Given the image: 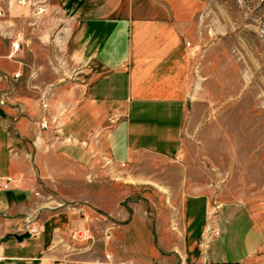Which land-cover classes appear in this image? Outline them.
Returning <instances> with one entry per match:
<instances>
[{
    "label": "crops",
    "instance_id": "obj_1",
    "mask_svg": "<svg viewBox=\"0 0 264 264\" xmlns=\"http://www.w3.org/2000/svg\"><path fill=\"white\" fill-rule=\"evenodd\" d=\"M2 6L26 13L12 1L0 0ZM194 10L191 0H48L37 18L48 25L37 27L38 43L55 54L51 68L65 63L77 70L76 80L69 89L41 91L40 97L12 88L0 94L7 97L0 107V184L11 179L0 187V264H52L58 258L56 243L65 239L71 223H61L63 208L46 214L40 199L46 184L75 180L76 171L84 174L102 155L123 164L136 154L179 153L191 79L186 42ZM15 52L8 55L11 61L0 60L5 74L0 79L9 84L24 64ZM201 200L204 209L195 226ZM67 211L70 217L75 213ZM37 213L33 225L41 230L39 237L18 241L23 220ZM182 213L180 245L187 256L202 246L209 224L203 195L189 194ZM213 223L220 233L203 248L205 254L197 253L196 263L264 264L263 201L222 203Z\"/></svg>",
    "mask_w": 264,
    "mask_h": 264
},
{
    "label": "rangeland",
    "instance_id": "obj_2",
    "mask_svg": "<svg viewBox=\"0 0 264 264\" xmlns=\"http://www.w3.org/2000/svg\"><path fill=\"white\" fill-rule=\"evenodd\" d=\"M191 1V79L179 153L136 154L123 164L102 155L84 174L76 171L75 180L46 184L40 195L46 214L63 208L61 223H71L52 264H199L197 253L210 244L205 235L187 256L180 245L189 194H202L208 204L207 227L215 226L222 203L264 202V0ZM10 12L14 19L7 22ZM19 14L2 6L0 60L11 61V41L21 33L14 57L24 64L12 84L0 79V94L69 89L77 70L65 63L51 68L55 54L38 43L37 27L48 25L27 10ZM196 204L195 226L204 202Z\"/></svg>",
    "mask_w": 264,
    "mask_h": 264
},
{
    "label": "built area",
    "instance_id": "obj_3",
    "mask_svg": "<svg viewBox=\"0 0 264 264\" xmlns=\"http://www.w3.org/2000/svg\"><path fill=\"white\" fill-rule=\"evenodd\" d=\"M8 1H12L18 6L25 8L28 11V13L31 14V16H40L46 11L47 5H48V0H8ZM0 14H2V7H0ZM21 38H22L21 33H18L16 37L14 38V40L11 41L10 46L13 51L19 50ZM189 44H190L189 42H186V45H189ZM14 76L17 77L18 73H15ZM4 99L6 100L7 97L1 96L0 104L5 103ZM40 125L45 126V121L41 120ZM10 180H11L10 177L5 178L6 183ZM6 183L0 184V187L5 188L7 185ZM32 224H31V221L26 219L25 223L23 224L21 228V231H27L29 235H31L33 238H38L41 233V230L37 226H34ZM217 234H218V230L216 229L215 226L207 227L205 230V234H204L205 235L204 237L205 246L209 244L212 238L216 236Z\"/></svg>",
    "mask_w": 264,
    "mask_h": 264
},
{
    "label": "water",
    "instance_id": "obj_4",
    "mask_svg": "<svg viewBox=\"0 0 264 264\" xmlns=\"http://www.w3.org/2000/svg\"><path fill=\"white\" fill-rule=\"evenodd\" d=\"M16 239L18 241H21L23 238H27L29 237V233L28 232H24V233H21V234H18V235H15Z\"/></svg>",
    "mask_w": 264,
    "mask_h": 264
}]
</instances>
